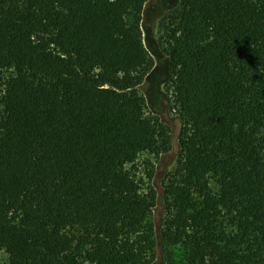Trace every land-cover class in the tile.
<instances>
[{"label":"trees","instance_id":"1","mask_svg":"<svg viewBox=\"0 0 264 264\" xmlns=\"http://www.w3.org/2000/svg\"><path fill=\"white\" fill-rule=\"evenodd\" d=\"M147 1L0 0L9 264H152L158 240L166 264H264V0H179L165 19L182 128L159 239L153 164L135 166L171 146L140 90Z\"/></svg>","mask_w":264,"mask_h":264},{"label":"rangeland","instance_id":"2","mask_svg":"<svg viewBox=\"0 0 264 264\" xmlns=\"http://www.w3.org/2000/svg\"><path fill=\"white\" fill-rule=\"evenodd\" d=\"M178 3L179 0H148L143 6L141 14L143 43L152 59V67L140 86V90L146 100L145 114L156 116L161 123L168 127L171 141L168 152L158 157L148 153L141 154L135 164L137 174L145 178L147 177L148 164H153V177L150 184L157 193V201L152 213L157 239H159V229L165 213L164 189L177 164L179 135L182 128V121L179 118L174 102L170 61L164 52L166 46L165 19L169 13L175 10ZM166 253L168 256L167 249L158 240L156 256L152 264H166V260L163 258ZM177 256H179L178 253ZM0 264H9L7 254L1 250ZM83 264L91 263L84 262Z\"/></svg>","mask_w":264,"mask_h":264}]
</instances>
